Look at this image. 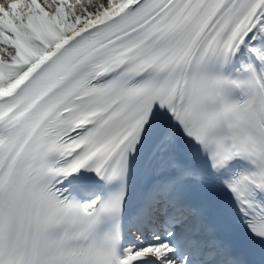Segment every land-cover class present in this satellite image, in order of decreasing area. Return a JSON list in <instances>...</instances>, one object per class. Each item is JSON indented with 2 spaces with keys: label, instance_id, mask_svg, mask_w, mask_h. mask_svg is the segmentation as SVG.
I'll return each mask as SVG.
<instances>
[{
  "label": "snow or ice",
  "instance_id": "6c2138e0",
  "mask_svg": "<svg viewBox=\"0 0 264 264\" xmlns=\"http://www.w3.org/2000/svg\"><path fill=\"white\" fill-rule=\"evenodd\" d=\"M0 264H264V0H0Z\"/></svg>",
  "mask_w": 264,
  "mask_h": 264
}]
</instances>
